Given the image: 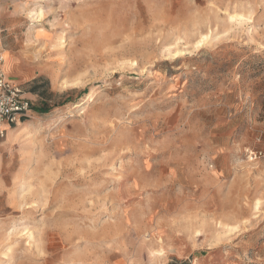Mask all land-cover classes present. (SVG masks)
Masks as SVG:
<instances>
[{
	"label": "rangeland",
	"instance_id": "374dc122",
	"mask_svg": "<svg viewBox=\"0 0 264 264\" xmlns=\"http://www.w3.org/2000/svg\"><path fill=\"white\" fill-rule=\"evenodd\" d=\"M0 41L47 107L0 264H264V0H0Z\"/></svg>",
	"mask_w": 264,
	"mask_h": 264
},
{
	"label": "built area",
	"instance_id": "2783aa9c",
	"mask_svg": "<svg viewBox=\"0 0 264 264\" xmlns=\"http://www.w3.org/2000/svg\"><path fill=\"white\" fill-rule=\"evenodd\" d=\"M3 61L0 57V63ZM33 105L25 97L21 85L13 82L0 68V123L18 125L20 122L33 117ZM5 131H0L4 137Z\"/></svg>",
	"mask_w": 264,
	"mask_h": 264
},
{
	"label": "crops",
	"instance_id": "0c3cea01",
	"mask_svg": "<svg viewBox=\"0 0 264 264\" xmlns=\"http://www.w3.org/2000/svg\"><path fill=\"white\" fill-rule=\"evenodd\" d=\"M0 57H2L3 59V61L0 63V68L3 69L5 74L13 82L17 84H23V83H29L39 78L38 75H35L36 73L34 74L30 68L23 66L21 63H19L15 59L14 53L11 49L3 48L1 46V41H0ZM43 95L44 93L38 87L28 89L27 91L25 90V97L29 99L33 105L32 113H42V112L37 111V109L40 107L38 102L43 99ZM15 126L16 125L0 123V131L4 130L5 135H8L12 127H15ZM1 138L2 137H0V139ZM4 141H7L6 138ZM4 141H0V161L3 155L1 145L4 143Z\"/></svg>",
	"mask_w": 264,
	"mask_h": 264
},
{
	"label": "bare ground",
	"instance_id": "6f19581e",
	"mask_svg": "<svg viewBox=\"0 0 264 264\" xmlns=\"http://www.w3.org/2000/svg\"><path fill=\"white\" fill-rule=\"evenodd\" d=\"M8 77V76H7ZM9 78V77H8ZM34 119H38V118H34ZM31 120V119H30ZM39 120V119H38ZM33 126V123L31 121L29 122H24L23 124H20L18 127H17V130L20 129V130H23V129H26V128H29V127H32ZM34 127V126H33ZM16 130H10L9 134L7 135L6 137V140L7 141H10L11 139H13L16 135ZM151 241V240H150ZM153 243H154V240H153ZM149 246V245H148ZM150 252V251H149ZM152 256V254H151Z\"/></svg>",
	"mask_w": 264,
	"mask_h": 264
},
{
	"label": "trees",
	"instance_id": "16d2710c",
	"mask_svg": "<svg viewBox=\"0 0 264 264\" xmlns=\"http://www.w3.org/2000/svg\"><path fill=\"white\" fill-rule=\"evenodd\" d=\"M47 107H46V104L43 106V107H39L38 109H37V111H39V112H46L45 110H47L46 109ZM172 264H174V263H172Z\"/></svg>",
	"mask_w": 264,
	"mask_h": 264
}]
</instances>
